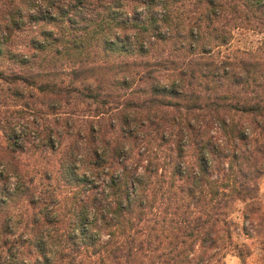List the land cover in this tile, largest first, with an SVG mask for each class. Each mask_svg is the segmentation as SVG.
<instances>
[{
  "label": "trees",
  "instance_id": "trees-1",
  "mask_svg": "<svg viewBox=\"0 0 264 264\" xmlns=\"http://www.w3.org/2000/svg\"><path fill=\"white\" fill-rule=\"evenodd\" d=\"M240 12L0 0V264H226L264 217V62L213 55Z\"/></svg>",
  "mask_w": 264,
  "mask_h": 264
},
{
  "label": "rangeland",
  "instance_id": "rangeland-1",
  "mask_svg": "<svg viewBox=\"0 0 264 264\" xmlns=\"http://www.w3.org/2000/svg\"><path fill=\"white\" fill-rule=\"evenodd\" d=\"M236 2L239 5L240 13L242 15H250V20L242 21L239 20V18H235L234 22L228 27L230 34L229 43L215 48L213 55L215 58L219 59L225 57L248 58L250 53L254 52V55L264 62V14L249 10L243 5L241 0H236ZM229 16L231 17L232 14ZM29 38L27 37L24 41L27 42ZM5 66L6 62L0 59V71H6L7 66ZM64 67L68 68L69 66L64 65ZM57 69L60 70L63 69V67H58ZM84 106L85 103H80L76 105L75 108L68 107L67 110H79L83 109ZM93 107L96 106L94 105ZM2 108L3 107H0V110H2ZM42 114L43 113L38 115ZM43 116L47 118L45 114L42 115V117ZM30 156L34 157L28 164H31V167L33 166L37 168V170L41 169L42 166L45 167L47 162L50 161V158L46 159L47 156L42 155L40 152L32 153ZM23 158L28 159V154H23L22 159ZM54 160L55 158L52 159V163ZM259 198L262 209L264 210V175L260 178ZM244 208L245 204L237 202L230 215L231 219L234 221L232 225L233 244L228 249L224 257V262L226 264H264V217H261L258 221H254L255 223L252 224L250 221L244 220L242 213ZM240 253L242 254L241 257L239 256Z\"/></svg>",
  "mask_w": 264,
  "mask_h": 264
}]
</instances>
